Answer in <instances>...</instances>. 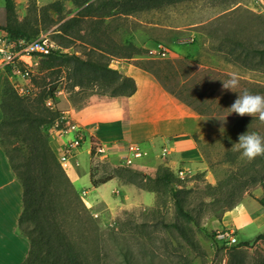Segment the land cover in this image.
<instances>
[{
  "label": "rangeland",
  "instance_id": "rangeland-1",
  "mask_svg": "<svg viewBox=\"0 0 264 264\" xmlns=\"http://www.w3.org/2000/svg\"><path fill=\"white\" fill-rule=\"evenodd\" d=\"M251 1L152 0L138 3L139 8L126 14L127 6L119 0H13L12 25L30 40L48 39L54 44V51L67 58L108 60L109 67L124 76L127 69L140 70L212 127L210 133L196 139L205 171L185 172L186 176L179 179L181 182L176 186L182 188V197L186 196L191 221L179 216L168 191L155 205L154 195L139 189L145 192L141 196L144 204L136 207L137 198L124 199L128 196L126 186H119L114 180L93 190L88 174L85 175L87 168L96 163L90 160V149L88 158L85 153L78 157L83 174L75 182L74 190H78L79 195L85 190L93 205L102 202L111 208L124 200L132 206L111 214L103 205L89 208L83 202L86 199L78 195L79 203L88 210L83 213L78 201L70 200V208L79 218L65 217V232L75 248L94 264H228L235 252L244 253L246 261L249 258L264 260V213L257 202L264 200V183L248 189L235 203L234 207H240L238 214L245 219L238 232L230 226L227 216L233 207L218 208L220 197L207 196V186L215 187L233 174L237 177L250 163L233 147L238 139L232 126L238 120L252 117L231 114L228 108L245 91L264 96V66L252 63L250 70L231 63L219 46L229 37L264 49V26L263 21H259V18L264 20V11L263 14L253 11ZM87 7L88 11L83 12ZM81 11L83 13L79 14ZM72 18H77L78 22L63 36L60 25ZM5 24L4 0H0V26ZM147 41L162 42L172 50L174 57L167 61L145 59L141 47ZM127 47L135 49L131 58L122 56ZM99 54L105 55V59H100ZM49 60L48 56L32 57L26 78L14 75L9 69H0L3 84L22 87L26 91L23 101L30 105L40 96L52 94L53 110L75 108L93 98L106 97L97 83L82 78L81 88L72 87L78 78L73 76L70 66L61 64L63 59L58 57L54 67L48 70ZM232 77L238 79V86L224 89L222 82ZM245 132L264 137V123L258 119L250 121ZM140 145L149 155L146 152L148 156L136 161L130 169L142 178L153 179L156 170H148L147 166L158 161L159 155L160 165L168 167L167 158L159 154L161 144H154L155 148ZM0 147L5 153L21 144H15V140L12 144L0 140ZM66 172L71 174V171ZM256 216L261 217L253 222ZM87 221L95 228L88 226ZM218 232L230 233L236 242L231 245L221 242L216 238ZM259 235L263 237L257 239ZM242 243H247V247H239Z\"/></svg>",
  "mask_w": 264,
  "mask_h": 264
},
{
  "label": "trees",
  "instance_id": "trees-1",
  "mask_svg": "<svg viewBox=\"0 0 264 264\" xmlns=\"http://www.w3.org/2000/svg\"><path fill=\"white\" fill-rule=\"evenodd\" d=\"M150 1L152 0H119L122 5L127 6L124 11L126 14L139 8L138 3ZM88 7L83 9V12H87ZM4 11L6 24L0 26V31H5L15 38L30 40L29 36L12 25L13 0H4ZM259 21H263L264 26V20L259 18ZM77 22V18L69 19L60 25L59 31L64 36ZM219 49L224 50V55L231 63H237L250 70L253 64L264 66V49L251 47L244 41L225 37ZM124 50L122 52L124 58H131L135 55L133 47H127ZM47 56L50 59L46 65L48 70L54 67L58 57L63 59L61 64L70 66L73 76L78 78L77 83L72 87L81 88L82 78L85 81L97 83L106 97H130L135 92L134 81L109 67L108 60L106 62L91 58L82 60L76 56L67 58L56 51H51ZM103 57L105 55L99 54L100 59ZM23 98L12 86L7 83L2 85L0 140L10 144L15 140V144H21V147L15 149L11 147L4 153L11 173L22 191V210L17 221V229L27 240L28 251L21 264H94L75 248L65 232L64 218L69 216L79 218L77 212L75 213L70 208V200L75 199L79 203V199L48 144L51 126L61 111H52L44 107V101L47 98L54 100L52 94L40 96L34 105L26 104ZM250 121H257V118H246L234 123L232 131L237 139L248 129ZM95 162L88 168L91 188L97 189L108 181L117 179L122 185H131L153 194L155 205L160 203L162 194L168 191V197L173 202L179 216L187 221L192 220L186 209V196L182 197L184 193L182 188L176 187L181 181L176 177V173L173 174L164 164L156 169L153 179H149L142 178L141 174L134 172L130 167H117L105 162ZM238 174L237 177H234L235 174L228 176L224 182L215 187L207 186L208 197L215 194L220 197L219 200L216 199L218 208H234L235 203L248 189L256 184L264 183V155L256 157L245 165ZM138 182H144V184L138 185ZM257 202L264 208V200ZM79 204L81 211L88 213V210L81 203ZM86 224L92 227L91 221H87ZM262 237L259 235L257 239ZM247 245V243H242L239 247H247ZM228 264H264V260L249 258L246 261L244 253L235 252L231 255Z\"/></svg>",
  "mask_w": 264,
  "mask_h": 264
},
{
  "label": "crops",
  "instance_id": "crops-1",
  "mask_svg": "<svg viewBox=\"0 0 264 264\" xmlns=\"http://www.w3.org/2000/svg\"><path fill=\"white\" fill-rule=\"evenodd\" d=\"M250 8L258 14H263L264 0H252ZM153 42L160 41L145 42L141 47L142 51L143 48ZM172 54L174 53L172 52ZM126 76L131 78L135 84V92L130 97H97L78 107L60 110L68 111L72 119L83 126L89 134H95L93 137H87L82 151L73 161L72 168L68 170L71 171V174L68 175L66 172L73 188L75 182L83 174L78 157L85 153L88 158L87 153L91 142L101 144L135 142L147 144L148 147L153 148H155L154 144H161L159 154L161 155L162 149L169 150L170 153L165 158H167L168 167L173 172L184 170V172L190 174L193 172L192 174H194L205 171V165L202 163L203 159L196 139L210 133L212 127L193 109L140 70L127 69ZM2 85L3 73L0 70V99ZM1 120L0 111V122ZM61 142L62 140L57 138H52L49 141V148L55 156L58 154ZM143 149L149 155L148 150L144 147ZM169 155L170 158L167 157ZM158 157L159 155H157L158 161H154L153 164L147 166L148 170L155 171L160 166ZM86 174H88V168ZM112 180L119 186H126L128 196L126 195L124 199L136 197V207L144 204L142 197L145 192L131 185L119 184L115 179ZM75 191L79 195V191L76 189ZM117 193L115 191L113 194L116 195ZM21 195V187L13 177L7 158L0 147V264H21L28 251V242L17 229V221L22 210ZM79 197L86 199L83 202L88 204L89 208L103 205L111 214L132 207L129 203L126 204L124 200L120 201L119 204L115 203L111 208L102 202L93 205V202H89L85 190L81 191ZM239 208V205H236L231 209L233 213L229 212L227 215L231 224L229 225L234 227L237 232L245 221L238 214ZM259 210L264 213L262 206L259 207ZM230 215H233V218ZM260 217L256 216L253 222H258Z\"/></svg>",
  "mask_w": 264,
  "mask_h": 264
},
{
  "label": "built area",
  "instance_id": "built-area-1",
  "mask_svg": "<svg viewBox=\"0 0 264 264\" xmlns=\"http://www.w3.org/2000/svg\"><path fill=\"white\" fill-rule=\"evenodd\" d=\"M54 44L48 39L26 40L24 38H11L7 33L0 31V69H9L14 75L28 77L29 60L34 56L44 57L54 51ZM147 60L167 61L172 58L171 50L161 42H153L143 48V54ZM20 97L26 95V91L20 86L13 87ZM52 100L47 98L44 105L53 111ZM95 134L88 133L83 126L72 119L68 111H61L50 129V140L61 139L56 160L60 168L65 172L72 168L73 161L82 149L87 137ZM90 160L105 162L117 167H130L136 161L145 157L143 147L135 142L125 144H101L90 143ZM170 152L162 149L161 156L165 157ZM186 176L183 170L176 171V177L183 179ZM216 238L227 242L228 245L236 241L227 232H218Z\"/></svg>",
  "mask_w": 264,
  "mask_h": 264
},
{
  "label": "clouds",
  "instance_id": "clouds-1",
  "mask_svg": "<svg viewBox=\"0 0 264 264\" xmlns=\"http://www.w3.org/2000/svg\"><path fill=\"white\" fill-rule=\"evenodd\" d=\"M222 84L224 89L231 90L238 86V79L232 77ZM228 110L231 114L235 113L241 117H255L264 123V96L245 91L237 96ZM233 147L240 152L242 158L251 162L256 157L264 155V137L254 132H245L238 137V142Z\"/></svg>",
  "mask_w": 264,
  "mask_h": 264
}]
</instances>
